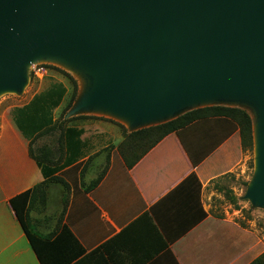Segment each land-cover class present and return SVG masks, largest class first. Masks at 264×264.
<instances>
[{
  "label": "crops",
  "instance_id": "0c3cea01",
  "mask_svg": "<svg viewBox=\"0 0 264 264\" xmlns=\"http://www.w3.org/2000/svg\"><path fill=\"white\" fill-rule=\"evenodd\" d=\"M56 92L9 107L0 124V264H42L10 202L53 177L63 178L69 190L51 185L46 205L35 201L29 214L30 230L48 243L47 264H252L264 254L255 233L211 211V185L246 166L235 122L206 118L150 149L143 144L130 169L121 151L123 128L132 134L161 124L131 129L91 112L70 115L72 107L71 118L102 121L69 124L61 164L47 166L32 159L30 145L60 115L66 96ZM107 165L101 183L86 192Z\"/></svg>",
  "mask_w": 264,
  "mask_h": 264
},
{
  "label": "water",
  "instance_id": "95a60500",
  "mask_svg": "<svg viewBox=\"0 0 264 264\" xmlns=\"http://www.w3.org/2000/svg\"><path fill=\"white\" fill-rule=\"evenodd\" d=\"M42 58L91 82L70 115L136 129L213 96L208 107L258 106L253 142L264 122V0H0V94H22L27 68ZM246 199L264 207V131Z\"/></svg>",
  "mask_w": 264,
  "mask_h": 264
},
{
  "label": "trees",
  "instance_id": "16d2710c",
  "mask_svg": "<svg viewBox=\"0 0 264 264\" xmlns=\"http://www.w3.org/2000/svg\"><path fill=\"white\" fill-rule=\"evenodd\" d=\"M56 70L60 71L70 79L73 85V91L54 125L42 130L39 134L35 136V138L31 142L30 156L38 164L47 166H58L61 164L65 155V132L69 124L76 121L100 120V118L92 116H79L76 118L66 119V114L73 107L77 99L79 86L77 81L69 74L60 69ZM206 118H227L235 122L240 130L244 151H253L254 120L249 114V112L239 107L213 106L188 112L166 124L141 130L132 134H127V131L125 130V128H123L125 136L127 138L126 142H124V144L121 146V151L123 153V156L125 157L128 167L131 169L135 165V163L141 158V155L138 154V150L140 149V147L143 146V144H145L146 150L150 149L170 134L176 133L188 127L189 125ZM55 135L58 136L56 141V148L46 145L36 147L37 142L41 139ZM109 151L110 149H107L91 157L84 164L82 173H84L85 170L93 164L95 157H98L105 153H109ZM107 170L108 165L99 174L97 179L90 183V185L86 188V192L92 191L101 183L107 173ZM53 184H58L62 186L65 190H69V185L63 178L53 177L43 182L42 184L36 186L34 189L29 190L13 198L10 202L11 207L15 212L16 218L29 240L31 248L34 250L42 264H47L45 254L46 246L48 243L42 237H39L30 230L29 214L35 201L41 202L43 206L46 205L48 189ZM64 203L66 206L67 200H64ZM64 233L69 235L74 240L68 230H65ZM252 264H264V255L257 258Z\"/></svg>",
  "mask_w": 264,
  "mask_h": 264
},
{
  "label": "rangeland",
  "instance_id": "374dc122",
  "mask_svg": "<svg viewBox=\"0 0 264 264\" xmlns=\"http://www.w3.org/2000/svg\"><path fill=\"white\" fill-rule=\"evenodd\" d=\"M56 61L59 62V65L58 63H56ZM54 68L66 72L77 81L79 86V94L84 91V89L90 87L91 82L86 77H83L85 75L84 73L83 75L81 74L82 72H74L66 62H63L59 58H51L50 61L45 58L39 59L37 62L32 63L27 68L28 82L22 94L18 95L11 92H3L0 94V124L3 120V115L6 109L12 106H21L27 103L35 93H40L49 89L55 90V92L57 91L58 93H56L61 97L66 96L64 105L59 113L61 114L67 103V98L70 97L73 91V85L70 79L66 77V75ZM223 103L225 102H222V104ZM213 104L214 103H212V105ZM225 105L231 106L226 103ZM217 106H220L219 102ZM199 108L201 109L204 107ZM243 109L247 110L252 118H257V105L247 103L243 106ZM97 113L104 112L98 110ZM68 114L69 113H67L65 117L71 118L70 115L68 116ZM57 138V135L45 137L37 142L36 147L46 145L56 148ZM245 153L247 159L246 166L243 169V172L238 171L233 175H229L223 179L215 181L211 185L210 190L213 192L211 211L214 216L221 218H230L242 228L255 233L259 237V239L262 240L264 251V207L255 206L246 199L248 188L250 187L255 177V140L253 142V151H245Z\"/></svg>",
  "mask_w": 264,
  "mask_h": 264
},
{
  "label": "bare ground",
  "instance_id": "6f19581e",
  "mask_svg": "<svg viewBox=\"0 0 264 264\" xmlns=\"http://www.w3.org/2000/svg\"><path fill=\"white\" fill-rule=\"evenodd\" d=\"M56 63L59 62L56 61ZM215 102V97L213 96H208V97H203L199 99H195L192 101H188L185 105V107L188 108H199V107H208L212 105V103ZM263 131H264V122L261 121L257 126H255L254 129V140H255V153H256V167H257V174L260 172V150H261V141H262V136H263Z\"/></svg>",
  "mask_w": 264,
  "mask_h": 264
}]
</instances>
